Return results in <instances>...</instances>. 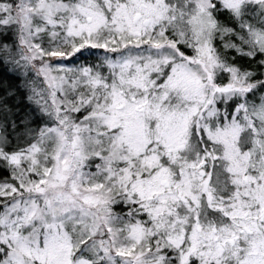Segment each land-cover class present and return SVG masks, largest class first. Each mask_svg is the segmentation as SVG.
I'll return each mask as SVG.
<instances>
[{
    "label": "snow or ice",
    "instance_id": "1",
    "mask_svg": "<svg viewBox=\"0 0 264 264\" xmlns=\"http://www.w3.org/2000/svg\"><path fill=\"white\" fill-rule=\"evenodd\" d=\"M0 264H264V0H0Z\"/></svg>",
    "mask_w": 264,
    "mask_h": 264
}]
</instances>
